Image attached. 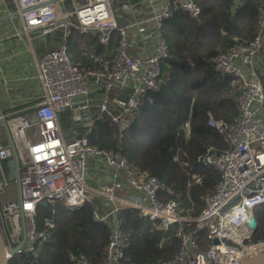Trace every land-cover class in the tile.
Returning a JSON list of instances; mask_svg holds the SVG:
<instances>
[{"label": "built area", "instance_id": "obj_1", "mask_svg": "<svg viewBox=\"0 0 264 264\" xmlns=\"http://www.w3.org/2000/svg\"><path fill=\"white\" fill-rule=\"evenodd\" d=\"M13 1L26 32L40 38L61 31L64 39L37 64L40 97L22 110L15 108L0 115V136L6 135L5 118L21 167L22 200L0 205L12 248L23 240V218L26 227L25 243L16 254H9L4 240L10 261L24 256L28 264H40L42 250L57 243L55 220L39 221L42 203H62L67 209L78 210L93 197L109 208L104 212L97 204L93 210V220L107 223L111 230L104 264H119L128 240L119 218L122 209L136 210L141 219L163 232L166 236L160 247L173 237L180 240L175 258L152 264H199L200 259L202 264H221L222 259L229 264L264 246V234L259 238L263 223L258 214L264 207V81L256 67L264 49V5L259 8L258 31L252 41L236 42L208 60L216 74L232 77L239 86L238 116L230 123L208 113L207 127L223 139L226 148L210 146L197 159L203 167L217 170L219 181L213 193L202 197L199 214L193 215V202L185 206L173 188L147 172L136 171L120 147L116 152L98 149L90 144L89 136L96 123L108 117L117 125L122 143L143 103L151 102V95L160 91L162 64L170 58L166 22L177 12L199 19L202 9L197 0H139L152 11L144 19L134 18L125 24H120L115 14L118 0H74L73 10L65 9L62 0ZM229 1L234 10L243 4V0ZM71 33L94 36L104 47L117 39L113 58L102 67L81 69L69 56L67 38ZM129 35L137 36L141 47L143 43V52L141 48L132 53ZM67 113L68 134L62 129V116ZM31 129L32 138L28 135ZM183 132L184 143H188L189 123ZM13 157L9 140L0 144V193L14 183L6 167ZM92 160L104 162L111 171L112 181L104 187L88 183ZM174 161L179 162L177 156ZM180 164L189 166L187 162ZM202 182V176L194 174L188 187ZM126 189L138 196L118 195ZM68 257L72 264H91L83 253L69 252Z\"/></svg>", "mask_w": 264, "mask_h": 264}, {"label": "trees", "instance_id": "obj_2", "mask_svg": "<svg viewBox=\"0 0 264 264\" xmlns=\"http://www.w3.org/2000/svg\"><path fill=\"white\" fill-rule=\"evenodd\" d=\"M197 3L202 9L199 19L177 12L166 22L164 34L170 58L162 64L160 91L151 95V102L143 103L122 143L117 125L108 117L99 120L89 136L90 144L98 149L116 152L120 147L136 171L147 172L173 188L185 206L193 202V215L199 214L202 197L213 193L219 181L218 171L203 167L197 159L210 146L226 148L223 139L207 127L208 113L230 123L238 116L239 86L232 77L216 74L208 60L236 42H250L256 37L258 11L264 0H243L237 10L229 0ZM57 33L63 35L61 31ZM67 43L71 60L81 69L110 62L118 45L114 39L110 47H104L96 37L77 33H71ZM69 118V114L62 117L64 125L70 126ZM188 123L191 138L184 143L183 128ZM176 156L179 162L174 161ZM180 162L189 166L184 168ZM194 174L202 176L203 182L189 188ZM97 204L99 199L93 197L78 210L67 209L62 203L40 208L39 221L52 217L57 223V243L42 250L40 264H72L69 252L85 254L91 264L105 263L111 230L107 223L93 220ZM258 214L263 223L260 238L264 234V207ZM119 218L128 237L119 264H152L175 258L180 247L178 238L173 237L160 247L166 235L141 219L136 210L122 209ZM20 261L28 264L24 256L9 264Z\"/></svg>", "mask_w": 264, "mask_h": 264}, {"label": "crops", "instance_id": "obj_3", "mask_svg": "<svg viewBox=\"0 0 264 264\" xmlns=\"http://www.w3.org/2000/svg\"><path fill=\"white\" fill-rule=\"evenodd\" d=\"M66 1L70 2L64 0V8L73 10L74 0L71 9H68ZM114 6L117 9V20L122 24L134 18L144 19L152 11L148 4L141 5L139 0H118ZM134 37L137 38V45L132 46V53H139L141 48L143 52V43L141 47L138 37ZM63 39V35L59 33L39 38L36 33L26 32L15 2L0 0V104L4 112L15 108L22 110L40 97L42 91L37 78V64L45 54L56 50ZM256 67L264 81V49L258 57ZM88 172V183L94 187H104L112 181L111 171L102 161H90ZM118 195L123 198L138 196L130 189L119 192ZM104 203L103 200L100 201L99 209L108 212L109 208Z\"/></svg>", "mask_w": 264, "mask_h": 264}, {"label": "water", "instance_id": "obj_4", "mask_svg": "<svg viewBox=\"0 0 264 264\" xmlns=\"http://www.w3.org/2000/svg\"><path fill=\"white\" fill-rule=\"evenodd\" d=\"M62 1H64V0H62ZM0 115L4 116V111L1 107V104H0ZM2 123H3L4 131L6 132L8 138H9V143H10L11 149H12L13 154H14L13 159L8 162V174H9V178L17 185L18 200L20 202L22 200V192H21V185H20V170H21L20 162H19L17 151L15 149V145L11 139L10 131H9L7 121L5 118L2 119ZM42 206L48 207L49 205L47 202H44V203H42ZM23 223H24L23 240H22L21 244L16 249H14L8 243L7 229L5 227L4 219H3V216H2L1 211H0V226L2 227V230L0 229V264H9V262H10L9 257L6 254L5 242L9 248V254H11V255L16 254V252L19 251L23 247V245L25 243V239H26V227H25L24 218H23ZM251 225H252V223H251ZM4 240H5V242H4ZM215 243H218V242L216 241ZM199 264H202L201 259H200ZM221 264H224V259H222ZM229 264H264V246L254 250V251L246 252L241 257H239L236 261H233Z\"/></svg>", "mask_w": 264, "mask_h": 264}, {"label": "rangeland", "instance_id": "obj_5", "mask_svg": "<svg viewBox=\"0 0 264 264\" xmlns=\"http://www.w3.org/2000/svg\"><path fill=\"white\" fill-rule=\"evenodd\" d=\"M72 3L73 1L70 0L69 1H66V5L68 7V9H71L72 7ZM128 41L130 43V45H137V38L135 37H132L131 35H129L128 37ZM132 56H134V54L131 53ZM63 129V132L68 134L70 132V129H69V126L67 125H64L62 127ZM33 131L34 130H29L28 131V135L32 138V135H33ZM7 144L8 143V139H7V136L5 134H2L0 136V144ZM18 200V188H17V185L15 183H12L8 188L5 189V191L3 193H0V204H5V203H8V202H12V201H17ZM43 219V218H42ZM154 228L155 226L152 225Z\"/></svg>", "mask_w": 264, "mask_h": 264}, {"label": "flooded vegetation", "instance_id": "obj_6", "mask_svg": "<svg viewBox=\"0 0 264 264\" xmlns=\"http://www.w3.org/2000/svg\"><path fill=\"white\" fill-rule=\"evenodd\" d=\"M7 171H8V169H7ZM8 176H9V174H8Z\"/></svg>", "mask_w": 264, "mask_h": 264}]
</instances>
